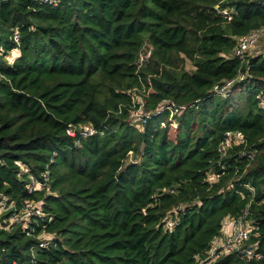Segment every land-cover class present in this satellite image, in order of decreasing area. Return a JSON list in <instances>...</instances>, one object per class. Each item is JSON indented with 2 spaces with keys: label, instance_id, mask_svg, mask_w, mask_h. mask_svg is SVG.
I'll return each mask as SVG.
<instances>
[{
  "label": "trees",
  "instance_id": "trees-1",
  "mask_svg": "<svg viewBox=\"0 0 264 264\" xmlns=\"http://www.w3.org/2000/svg\"><path fill=\"white\" fill-rule=\"evenodd\" d=\"M261 28L264 0H0V264H264ZM242 215L261 258L209 261Z\"/></svg>",
  "mask_w": 264,
  "mask_h": 264
},
{
  "label": "built area",
  "instance_id": "built-area-1",
  "mask_svg": "<svg viewBox=\"0 0 264 264\" xmlns=\"http://www.w3.org/2000/svg\"><path fill=\"white\" fill-rule=\"evenodd\" d=\"M43 2H48V3H53L54 0H40ZM223 15H225L228 19H230V14L227 10H222L221 11ZM261 37H264V28L254 30L249 32L248 34L241 36L237 42V45L234 48V54L237 56H242L243 53L249 51V48H251L252 45H254ZM13 40L18 43L19 41V34L18 31H15L13 34ZM17 51V48L14 49ZM150 55V50L149 48L140 53L138 61L141 63L144 59H146ZM15 56V55H14ZM244 77V74H240L238 76V79H242ZM232 82H226L223 87H221L219 92L225 93L227 91V87L231 84ZM217 90V88H216ZM136 96V95H135ZM136 101V99L134 100ZM128 115L129 119L132 121H139L142 119L143 116V109L142 105H138L136 108V105L133 107ZM83 132L85 134H92L93 129L91 126L85 125L83 126ZM70 134H73L72 132ZM228 135V133H227ZM236 137L240 138V133H236ZM42 185L35 180L31 179L30 186L28 187L29 191L39 189ZM47 187V186H46ZM42 188V187H41ZM41 205H42V200L38 201H26L24 203V207L21 213L14 214L12 215L11 222H17V223H22L23 225H27L29 220L34 216H39L41 213ZM5 210V207H4ZM175 221L169 217L166 220V228L170 229L172 228L173 224ZM230 224L228 230H223V227L221 229V232L219 235L215 236L210 243L209 250L207 252V257L209 261H212L215 259L217 256H220L224 253H229L233 251H238L242 253L244 256H246L247 259L255 258L259 259L261 258V254H256L252 255V251L249 250L247 252H244L242 249L243 243L248 239V234H249V228L247 223L245 222L244 216H239L238 218L235 219H229ZM224 226V225H223ZM51 236L48 234H42L40 236V243L39 246L44 247L47 245L48 241L50 240ZM197 260L196 262H198ZM199 261L198 263H200ZM197 263V264H198ZM195 264V263H194Z\"/></svg>",
  "mask_w": 264,
  "mask_h": 264
},
{
  "label": "rangeland",
  "instance_id": "rangeland-1",
  "mask_svg": "<svg viewBox=\"0 0 264 264\" xmlns=\"http://www.w3.org/2000/svg\"><path fill=\"white\" fill-rule=\"evenodd\" d=\"M264 38L263 37H261L254 45H252L251 46V48H249V53H251V54H254V53H260L262 50H264V40H263ZM252 49V50H251ZM145 50L146 49H143V53L145 52ZM17 54V52L14 50L11 54H10V56H14V55H16ZM183 67H184V70H186V71H189V70H191L192 69V66H191V64H190V62H189V60H185V63L183 64ZM136 99V96L133 94V101ZM174 126H175V123H173L172 124V129L174 128ZM3 203V202H2ZM4 204H1L0 203V211H2L1 213H3V211H4ZM228 221V220H227ZM227 221H225L224 222V227L226 228H229V226H230V224L227 222Z\"/></svg>",
  "mask_w": 264,
  "mask_h": 264
},
{
  "label": "crops",
  "instance_id": "crops-1",
  "mask_svg": "<svg viewBox=\"0 0 264 264\" xmlns=\"http://www.w3.org/2000/svg\"><path fill=\"white\" fill-rule=\"evenodd\" d=\"M263 40H264V39H263ZM251 50H252V49H251ZM227 220H228V219H227ZM227 220H225V221H227ZM227 222H229V220H228ZM223 230H228V228H227V227L225 228V227L223 226Z\"/></svg>",
  "mask_w": 264,
  "mask_h": 264
}]
</instances>
